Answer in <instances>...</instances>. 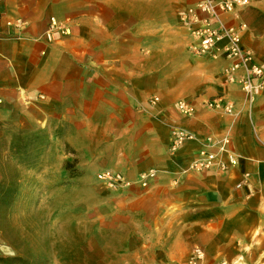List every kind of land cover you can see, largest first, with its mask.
Segmentation results:
<instances>
[{
	"label": "crops",
	"instance_id": "1",
	"mask_svg": "<svg viewBox=\"0 0 264 264\" xmlns=\"http://www.w3.org/2000/svg\"><path fill=\"white\" fill-rule=\"evenodd\" d=\"M194 2L0 0L1 137L39 129L56 138L60 128L69 148L60 154L82 172L73 180L82 196L68 201L86 211L82 240L52 263L186 264L200 248L202 264H264V89L249 101L224 76L226 58L191 53L182 16ZM51 17L62 26L49 37ZM222 20L245 24L241 46L264 68V0ZM217 95L232 114L207 106ZM179 99L192 101L191 116ZM176 127L195 136L171 152ZM207 134L230 138L229 170L189 169ZM8 153L0 148V158ZM150 168L157 176L146 188L87 180L103 170L135 179Z\"/></svg>",
	"mask_w": 264,
	"mask_h": 264
},
{
	"label": "rangeland",
	"instance_id": "2",
	"mask_svg": "<svg viewBox=\"0 0 264 264\" xmlns=\"http://www.w3.org/2000/svg\"><path fill=\"white\" fill-rule=\"evenodd\" d=\"M185 30L191 51L193 39ZM62 135L60 128L56 138L39 129L35 137L14 130L9 138L0 134V148L9 152L0 158V264L64 263L72 255L67 250L81 243L78 217L86 211L68 201L82 196L73 181L82 172L75 166L76 158L60 154L69 151ZM94 175L87 178L91 186L98 182ZM89 207L92 212L94 206ZM97 259L93 252L91 263Z\"/></svg>",
	"mask_w": 264,
	"mask_h": 264
},
{
	"label": "built area",
	"instance_id": "3",
	"mask_svg": "<svg viewBox=\"0 0 264 264\" xmlns=\"http://www.w3.org/2000/svg\"><path fill=\"white\" fill-rule=\"evenodd\" d=\"M249 0H195L186 7L182 21L193 39L191 51L197 56H209L213 59L223 56L228 64L223 68V74L228 82L236 83L249 101L264 89V68L256 61L253 52L245 49L240 43V31L245 28L244 23L238 27L227 26L222 20L223 13H234L237 9L247 5ZM10 24V21H6ZM18 25V24H17ZM59 25L54 17L50 18L48 36ZM67 28L62 27L66 33ZM158 100L157 97L153 98ZM208 107L221 108L225 113L232 114L234 105L222 95H217L205 101ZM177 110L184 116L194 113V104L190 100L179 99ZM195 134L183 127L172 130L169 150L174 152L187 138ZM230 138L226 135L207 134L201 139V145L195 158L190 162L189 169L201 172L215 170L223 172L237 163V155L229 147ZM155 169H148L138 173L135 179H130L118 171L103 170L96 174L97 181L106 186L116 188H130L137 185L142 188L149 186L155 179ZM240 183L237 184V187ZM204 253L200 248H194L186 264H202Z\"/></svg>",
	"mask_w": 264,
	"mask_h": 264
},
{
	"label": "trees",
	"instance_id": "4",
	"mask_svg": "<svg viewBox=\"0 0 264 264\" xmlns=\"http://www.w3.org/2000/svg\"><path fill=\"white\" fill-rule=\"evenodd\" d=\"M66 164H67V165H68V164H69V165H71V163H70V162H66Z\"/></svg>",
	"mask_w": 264,
	"mask_h": 264
}]
</instances>
